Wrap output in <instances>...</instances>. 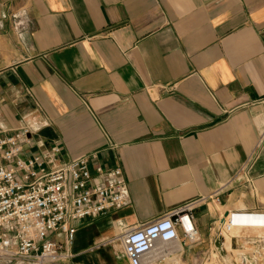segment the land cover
Wrapping results in <instances>:
<instances>
[{"label": "crops", "instance_id": "obj_1", "mask_svg": "<svg viewBox=\"0 0 264 264\" xmlns=\"http://www.w3.org/2000/svg\"><path fill=\"white\" fill-rule=\"evenodd\" d=\"M24 125L30 151L123 170L128 204L74 222V261L195 199L182 264L231 212L256 227L230 236L242 264L264 257V0H0V137Z\"/></svg>", "mask_w": 264, "mask_h": 264}, {"label": "built area", "instance_id": "obj_2", "mask_svg": "<svg viewBox=\"0 0 264 264\" xmlns=\"http://www.w3.org/2000/svg\"><path fill=\"white\" fill-rule=\"evenodd\" d=\"M32 146L26 125L0 137V264H90L74 261V222L128 204L123 170L98 163L90 167L86 155L62 160L57 143L30 151ZM197 201L127 227L107 241H120L129 264H178L180 241L200 240L193 213ZM228 214L217 219L214 240L243 223L234 212Z\"/></svg>", "mask_w": 264, "mask_h": 264}, {"label": "rangeland", "instance_id": "obj_3", "mask_svg": "<svg viewBox=\"0 0 264 264\" xmlns=\"http://www.w3.org/2000/svg\"><path fill=\"white\" fill-rule=\"evenodd\" d=\"M229 212H231V211H229ZM90 218L91 217H85L81 221H82V223H86ZM79 222H80V220H79ZM79 222H77L76 224L77 225H80L81 222L80 223ZM233 226L234 227H232L231 230H230L231 231L230 232V235H226V237H227L228 241L230 242V244H229L230 247H232V248H234V250H236V251H234L235 252L234 253L235 254V258L237 260L236 263H239L241 261H243V262L246 263V261L251 260V258L250 257L247 258L245 256V254H247V253L252 254V251H254V248H245V249H242V250L237 249L236 247L232 246L230 236L233 235V234H237L238 231L242 232V229L250 230V229H255L256 227H252V226H239V225H233ZM83 228H84V226L79 227L78 228V231L81 232ZM102 233H103L102 236H100L101 233H99V232L97 233V235L99 234L98 235L99 237H104L105 234H104V231L103 230H102ZM94 238H96V237H94ZM98 239H101V238H98ZM97 244H101V245L99 247H97V248H94L92 254L102 255L104 252L106 253V257L104 259H102V258L99 259L100 261L97 264H112V263H114V264H129L128 261H127V259H126V257H125V255H124V253H123V251H122V247H121L120 241L118 239H113L112 242H109V241H106L105 240L104 243L99 242ZM238 250L243 253V258H240V257L237 256V255H239V254H237L239 252ZM107 251H109V252H107ZM229 252L232 253L231 249H229ZM89 254L88 255L83 254L79 258V260H86V261H89V262H91V261L98 262L97 260L92 259L89 256ZM116 255H118V257L120 258V261L118 263L115 262ZM255 257L257 258V263L264 264V257L263 258H261V257L258 258V255L255 256ZM110 259H111L112 263H111ZM175 259L178 260V264H182V262H181V260L179 258L175 257ZM162 264H166V263H162ZM195 264H216L215 260L212 259V251H208V253L205 255V257L202 258V259H200V260H198L197 262H195Z\"/></svg>", "mask_w": 264, "mask_h": 264}, {"label": "bare ground", "instance_id": "obj_4", "mask_svg": "<svg viewBox=\"0 0 264 264\" xmlns=\"http://www.w3.org/2000/svg\"><path fill=\"white\" fill-rule=\"evenodd\" d=\"M223 243L221 244V249L223 247ZM213 258L215 262H219L218 264H232L231 262L237 261L235 258L234 252L227 251L226 254L222 253L219 249H213ZM240 263V262H239Z\"/></svg>", "mask_w": 264, "mask_h": 264}, {"label": "water", "instance_id": "obj_5", "mask_svg": "<svg viewBox=\"0 0 264 264\" xmlns=\"http://www.w3.org/2000/svg\"><path fill=\"white\" fill-rule=\"evenodd\" d=\"M226 214H227V213H225V215H226ZM222 241H223V237H222V236H219V237H217V238L215 239V242H214L215 246H216L217 249H219L220 251H222V249H221Z\"/></svg>", "mask_w": 264, "mask_h": 264}]
</instances>
